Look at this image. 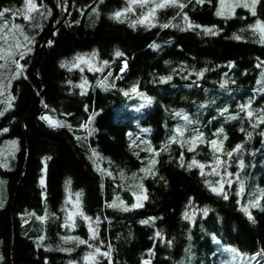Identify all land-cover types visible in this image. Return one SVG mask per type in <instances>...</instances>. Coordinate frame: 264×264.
<instances>
[{"label":"trees","instance_id":"1","mask_svg":"<svg viewBox=\"0 0 264 264\" xmlns=\"http://www.w3.org/2000/svg\"><path fill=\"white\" fill-rule=\"evenodd\" d=\"M94 2L61 0V7H57L56 0H43L52 14L37 21L32 32L34 50L20 62L26 63L23 76L11 84L9 94L15 99L0 116V145L11 141L17 144L10 161H0V264H68L69 260L84 264L85 244L74 246L71 254L58 251L57 239L42 224H25L20 219L28 212L42 216L48 211L62 220L67 196L77 193H82V211L93 220L100 218L97 245L105 251L111 248V260L103 264H144L145 260L150 264H215L216 249L222 244L264 261V211L251 209L253 223L240 210L254 193H264V124L253 129L238 107L252 98L253 110L264 108V92L256 95L253 88L264 67H258L264 64V44L257 42L259 36L252 30L240 32L257 18L264 20V0L257 6V17L240 11L230 21L216 19L217 0L184 9L192 22L215 25L218 35H204L202 29L161 27L164 23H184L172 7L157 10L154 27H130L141 15L138 7L123 23L109 19L113 11L126 6V0H104L98 6L99 18L89 21ZM22 6L23 0H0V11ZM63 18L59 26L57 21ZM234 33L243 39H234ZM49 40L54 43L49 45ZM153 43L159 47H149ZM117 50L123 55L116 56ZM93 52L104 69L99 74H85L89 88L83 93L78 87L80 73L60 64L72 61L77 53L92 57ZM123 62L127 68L119 75ZM230 62L234 66L230 67ZM201 71L203 75H197ZM167 76L172 79L161 81ZM225 80L229 83L221 87ZM133 86L138 92L131 91ZM144 97L154 99L147 103ZM117 106L125 114L114 118ZM5 107V102L0 103V111ZM94 111L98 113L89 137L81 125H89ZM43 114L65 121L71 128L50 127L40 119ZM183 115L194 122L185 131L183 147L172 143L161 151L176 126L185 124ZM193 127L207 139L218 140L220 151L216 155L231 151L236 144L243 145L239 153L245 162L242 172L237 168L238 153L234 152L231 160L221 155L231 171L245 179L242 194L237 195L239 186L233 182L225 190L229 199L224 200L209 189L206 176L202 177L198 168L180 166L181 154L185 165L193 157L206 163L205 173L213 164L210 144L196 142L191 145L194 151H188ZM221 127L227 140L223 134L214 135ZM242 127L245 132L240 131ZM4 128L8 131L3 132ZM146 142L159 156L145 150ZM93 150L98 156H92ZM152 158L159 161L155 178L139 171L149 166ZM140 177H144L148 196L141 209L122 212L106 206L117 197L128 205L135 203L130 188L140 182ZM69 180L71 183L66 184ZM205 208L209 210L207 217L203 215ZM193 211L195 224L184 219V213L191 216ZM150 217L157 218L154 224L141 223ZM76 221V234L88 240L83 221ZM60 223L56 220L50 229L63 233ZM158 230H162V237L155 236ZM41 236L44 240L39 247ZM213 237L219 243H214Z\"/></svg>","mask_w":264,"mask_h":264},{"label":"snow or ice","instance_id":"2","mask_svg":"<svg viewBox=\"0 0 264 264\" xmlns=\"http://www.w3.org/2000/svg\"><path fill=\"white\" fill-rule=\"evenodd\" d=\"M67 0H65V3ZM262 0H219V8L216 10L215 15L217 17L221 16H226L227 18H231V16L235 15V11L237 8H244L247 9L250 13L251 16L257 17V6L261 5ZM100 3H103V0H100ZM205 3L211 4L212 0H126V6L120 10H115L112 12V14L109 16V19L116 20L117 22L123 23L125 19H128V14L135 11V7H145L147 6V11L144 13H141L140 17H138L136 20L132 21L130 24V27H136L137 24H144L148 27H154L155 24L153 21L155 20V13L159 9H164V8H175L177 9V15L182 17L183 24L182 25H173L171 23H164L161 25L163 28H169V27H178L180 28L181 31H187V30H196V29H202L204 35H218L219 30L215 25L208 27V26H203L200 24H196L190 20V17L188 16L187 12L184 11L185 8H187L190 4H195L199 6H203ZM56 6L61 7V0H56ZM43 9V10H42ZM66 10V9H65ZM195 8H193V11ZM92 11L97 14L99 10L97 8H93ZM7 14H10L13 19L16 16H20L23 20L28 21L30 24L34 25V22L36 21L37 17H40L42 19H46L48 16H51L52 10L47 7L46 4L43 3V0H41V3H37V0H23V6L18 7L15 9H11L8 7H5L2 11H0V60L5 61V64L0 65V68H6V67H12V72L11 74L7 77V83H5V78L3 76H0V95H3L4 92L11 87V81L15 79H19L21 76H23L24 68L26 67L25 64H21L19 60H25V58L34 50L35 46V37L34 36H29L25 33V28L21 24L14 23L10 21L7 18ZM246 19V17H243ZM175 19V17H173ZM57 23H60V21H57ZM38 26V25H35ZM248 29L252 30L253 35L258 34L259 39L258 43L264 44V20H261L257 18L254 22V24H250L247 26V29H240V32L243 33L247 31ZM22 38V39H21ZM233 38L236 40H241L243 37L239 34H233ZM49 45L53 44L54 41L49 40L47 42ZM149 47H159L156 44L149 45ZM97 55L96 52L91 53L92 57H95ZM116 56H122L123 53L120 52L119 50L116 51L115 53ZM19 57V60L16 59V57ZM89 54L84 53H77L76 56L73 58L72 61H64L61 62L60 67L65 68L68 67L69 64L72 65V67H79L81 63L87 64L89 67L90 71H96V67L92 63L90 59H88ZM108 62L104 61V64L106 65ZM229 66H234L232 62H230ZM264 66V64L258 65V67ZM127 67V64H125V68ZM123 70V69H122ZM197 75L202 76L203 71L197 73ZM26 78V77H25ZM172 76H167V77H161V81H168L171 80ZM87 81H84L80 85L81 89H83L86 85ZM229 81L225 80L222 84L221 87H224L226 84H228ZM234 83V81H233ZM258 83H260L258 81ZM132 92H138V89L136 86H133L131 89ZM259 91H264V87L259 89ZM125 95H127V92H125ZM142 95V94H141ZM15 99V97L11 96L9 94L7 96V100L5 101L6 107L4 110L0 111V116H3L5 111L8 110V108L12 107L11 101ZM145 101L147 103H151V98L150 97H144ZM252 103L253 100L252 98H249V100L246 103H243L239 105L238 107L240 108L241 112H245L247 117L249 118V122L251 124V127L255 129L261 124H264V108L258 109V110H253L252 109ZM47 107V105H45ZM226 111V110H225ZM177 116H181V113H176ZM230 119H237V116H230ZM41 120H44L46 123L49 124L50 127L53 128H63V127H68L71 128V125L67 124L65 121L54 119L51 116H41ZM182 119L185 121L184 125H177L176 128L174 129V134L170 135L168 141L164 144V146L161 148V151H164L167 149L168 145L172 143H180L181 146L183 147L184 141L183 137L185 135V131L188 129L189 125H192L194 122L189 119L187 115H183ZM255 122H252V121ZM87 125H81V127H86ZM3 132H7L8 129L4 128L2 130ZM144 131H148L145 129ZM241 132H245V129L242 127L240 129ZM192 132L194 135H192L189 138V148L188 151H194V148L191 146L192 144H195L196 142H199L201 144H210L211 146V154H212V160L213 164L211 166V171L208 173V175L212 176H219L220 179L218 181H212L205 179L206 185L210 187L211 191L217 195L222 196L224 200H228L229 196L227 193L224 191V184H231L233 181L231 180V177L233 175H236L240 189L239 193L237 195H240L244 192L245 190V179H241L239 173H231L228 172L226 169L227 167H230V164H228L226 161L221 159V155H226L229 160L233 157V153H238V162H239V168L243 170L245 168V162L242 158H239V153L243 149L242 144H236L234 149L231 151H227L225 153H221V155H216L217 152L220 151V145L218 143L217 139H207L204 135L203 132H200L196 128H192ZM91 131H89V135H91ZM223 134L224 140H227V135L224 133V129L221 127L220 129L217 130L216 133H214L215 136H220ZM248 138L251 139L252 134L250 132L246 133ZM264 135V133H262ZM79 139V137H77ZM10 144L12 145L13 149H15L17 142L16 141H11ZM135 146V145H134ZM146 151H149L150 153H153V157L159 156V152L152 148L150 142H146ZM139 155V153H137ZM92 156L96 157L98 156V153L95 152V150L92 151ZM49 158H46V161ZM180 166L181 167H187L188 170H192L193 167H196L200 170V175L202 177L205 176V168L207 167L206 163L201 162L197 160L195 157L188 163L187 165L184 164V156L181 154L180 156ZM45 161V167L43 171L46 173L47 172V163ZM95 163V161H94ZM159 163V161L156 158H152L149 161V166L141 168L139 171L141 173H144L145 176H150L152 178H155L158 175V172L155 168V166ZM98 167V166H97ZM224 167L225 171L223 174L221 173V168ZM98 170H100L98 168ZM103 172V170H102ZM108 175H111V172L107 173ZM227 176L228 179L225 180L224 177ZM121 178L123 179V173L121 174ZM137 174H133V180H136ZM161 180L164 179V177H159ZM140 182L138 184H133L132 187L130 188V191H132L133 196L135 197L136 202L128 205L125 201L120 199L119 197L116 198L115 201H113L110 204H107V207H110L114 210L117 211H122V212H129L132 211L133 209L136 208H141L143 207L142 201L147 200L148 196L145 194H137L136 190L137 188L142 189L144 192L147 190L144 188L143 184V179L144 177H140ZM0 183H3L0 181ZM71 181H67L66 184H70ZM41 186L45 185V180L41 178L40 180ZM218 185V186H214ZM82 195V193H77V200L75 202L74 208L71 210L67 211V215L65 217V223L64 227H73L75 228L77 226V221L76 218L77 216L81 217L83 221L87 222L88 226V231L90 233V240H85L82 239L78 236H66L64 239L67 240H72L78 242L77 246L79 245H84L86 244L90 251H87L84 253L82 260L85 262V264H103L104 261H109L111 260V248L109 246L108 251L102 250V246H98L95 243H92L90 241H96L98 240L99 237V232H98V227L100 224V218L96 217L95 220H93L92 217L86 215L82 211V206L81 202L79 200V197ZM261 200H264V193H260L257 195L256 193L253 194L251 198L248 200L247 206H244L241 204L240 210L246 215L247 219L253 223H255V217L252 214L251 209L253 208H259L261 211H264V206L261 205ZM71 202V196H69V201ZM237 203H240V201H237ZM0 207H3V203L0 202ZM209 214V210L207 208L203 209V215L207 217ZM196 215L195 211L191 213V216L189 213H184V219L185 220H190L193 224L196 223V221L193 219V217ZM40 219H45V217H40ZM157 218L156 217H150L149 219L142 220V224H150L155 222ZM163 233L162 230H158L155 232L156 237H162ZM191 239V237H189ZM40 241L44 240V237L41 236L39 237ZM169 244L172 243L171 240L168 241ZM102 245V242H101ZM51 250V249H49ZM58 251L62 252H68L71 254L72 251L75 249H68V248H59L57 249ZM233 253L236 252L235 249L231 250ZM262 254H264V250H262ZM150 255H151V250H150ZM2 259V257H0ZM68 264H78L77 261L75 260H69ZM144 264H150V260H145Z\"/></svg>","mask_w":264,"mask_h":264},{"label":"rangeland","instance_id":"3","mask_svg":"<svg viewBox=\"0 0 264 264\" xmlns=\"http://www.w3.org/2000/svg\"><path fill=\"white\" fill-rule=\"evenodd\" d=\"M104 1V0H103ZM100 4H102V3H100V0H95V2H94V5H93V7H92V9L93 8H97L98 10H99V8H98V6L100 5ZM136 7H138L139 8V10L141 11V13H144V12H146L147 11V6H145V7H139V6H136ZM135 7V8H136ZM219 8V0H217V5H216V10ZM11 9H15V8H11ZM92 9H91V11L89 12V14H88V19H89V21H93L94 20V18H95V16H97V14L96 13H94L93 11H92ZM43 10V9H42ZM244 12V13H247V15L248 16H251V13L247 10V9H244V8H237L236 9V11H235V15L234 16H231V18H227V15L226 16H221V17H217L216 15H215V17H216V19L217 20H224V21H230V20H234V19H236L239 15V12ZM216 12V11H215ZM99 13V12H98ZM132 14H134L135 13V11H133V12H131ZM243 15V14H242ZM7 18L10 20V21H12V22H14V23H17V24H21V25H23L24 26V28H25V33L27 34V35H29V36H32L33 34H32V32L35 30V28L37 27V26H35V25H37V21L38 20H40L41 18L40 17H37V19H36V21L34 22V25L33 24H30L28 21H25V20H23L20 16H16L14 19H13V17L10 15V14H7ZM153 23H154V21H153ZM22 39V38H21ZM16 59H18L19 60V57L17 56L16 57ZM88 59H90L91 61H92V63L94 64V66L96 67V69H98V70H96V71H90L89 70V67H88V65L87 64H84V63H81L80 65H79V67H72V65L70 64L69 65V68L70 69H72V70H75V71H77V72H79L80 74H79V76L81 77V80L79 81V83H78V87L80 88V90H81V92H83V93H85L87 90H88V88H89V85H88V82L86 83V85H85V87L83 88V89H81V87H80V85L82 84V83H84V81H87L86 79H85V74H99V73H101L102 72V70L104 69V66L103 65H100L99 66V64H98V62H97V60L94 58V57H88ZM19 62H21V60H19ZM3 64H5V61H3V60H0V65H3ZM12 67H6V68H0V76H3L4 78H5V83H7V77L11 74V72H12ZM123 72V70H121V73ZM22 77V76H21ZM20 77V78H21ZM19 78V79H20ZM15 80H17V79H15ZM258 81L260 82V83H258ZM12 82H13V80L11 81V84H12ZM262 87H264V67L261 69V71L259 72V74H258V76H257V78H256V80H255V82H254V85H253V88H254V90H255V94L256 95H259V94H261V93H263L264 91H259V89H261ZM11 88V87H10ZM10 88H8L5 92H4V94L3 95H0V103H4L6 100H7V96L9 95V91H10ZM2 96H3V98H2ZM151 98V102L153 101V99H154V97H150ZM4 101V102H3ZM14 100H12L11 101V103L13 102ZM124 109L120 106H117V107H115L114 108V115H113V117L115 118V117H118V116H120L121 114H125V112L123 111ZM97 111H94V113H93V116H92V119H91V121H90V123H89V125L85 128V130H86V133H87V136H91V135H89V131H91V133L94 131V124H93V122H94V118L96 117V115H97ZM16 152V147H15V149H13V147H12V145L10 144V142H6V143H4V144H2V145H0V161H2V160H6V161H10V158L14 155V153ZM227 163H228V161H226ZM229 164V163H228ZM237 168L239 169V171L240 172H242L243 170H241L240 168H239V164H238V166H237ZM0 170H3V167L0 165ZM228 172H231V173H233L232 171H231V169H230V167H227V169H226ZM208 172H206L205 173V176H206V179H208V180H212V181H218L219 179H220V177L219 176H212V175H208V173L211 171V167H210V169H208L207 170ZM225 171V169H224V167H222L221 168V173L223 174V172ZM224 179L225 180H227L228 179V177L227 176H225L224 177ZM0 180H2V176H0ZM231 180L233 181V182H236L237 184H238V186H239V189H240V185H239V181H238V179H237V177L236 176H232L231 177ZM232 185V183L229 185V184H224V191L226 190V189H228V188H230V186ZM214 186H218V185H214ZM209 189H210V187H209ZM211 190V189H210ZM0 193H1V190H0ZM137 194H145V192L142 190V189H138V193ZM215 194V193H214ZM217 195V194H216ZM69 196L70 195H68L67 196V198H66V200H65V203H64V205H63V209H62V211H63V216H62V220H61V218H59V216H53V215H51V213H49L47 210H48V207L46 206V211L47 212H45L42 216H38V215H34L33 213H30V212H28L27 214H25V215H21L20 216V219H22L23 221H26V223L25 224H29V223H31V224H33V225H36L34 222H38V223H40V224H42V226L45 228V230L49 233V232H51V236L52 237H55V239H57V244H58V248H61V247H63V248H68V249H72L74 246H77V244H78V242H76V241H72V240H65L64 239V237H66V236H73V237H75V236H78V237H80L78 234H76V229L75 228H73V227H67V228H65L64 227V223H65V217H66V215H67V211L68 210H71V209H73L74 208V205H75V202H76V200H77V196H75V197H71V202H68L69 201ZM135 199V198H134ZM135 202H136V200H135ZM144 201H142V203H143ZM142 208V207H141ZM141 208H136V209H141ZM133 210H135V209H133ZM132 210V211H133ZM245 215V214H244ZM40 217H45V219H40ZM245 217H246V215H245ZM77 219H80V220H82V218L81 217H79V216H77V218H76V220ZM56 220H59V223H60V221H61V223H60V226H61V231L63 232V233H59L58 232V230H56V231H54V230H52V229H50V227L51 226H53V224L56 222ZM83 221V220H82ZM83 223H84V226H85V228H86V230H87V236L89 237V239L88 240H90V233H89V231H88V226H87V222H85V221H83ZM100 225V224H99ZM30 228H33L34 229V227H30ZM44 237V236H43ZM81 238V237H80ZM83 239V238H82ZM98 239H99V237H98ZM97 241L98 240H96V241H90V242H92V243H95V244H97ZM212 241L214 242V243H219V239L217 238V237H213V239H212ZM38 246L40 247V246H42V241H40L39 239H38ZM79 246H82V245H79ZM85 248H86V252L87 251H90V249L88 248V246L85 244ZM232 249H235V248H233V247H229V246H226V245H220L217 249H216V251H218V262L217 263H215V264H264V261L261 259V258H257V257H255V256H252V255H249V254H245V253H242V252H240V251H238V250H236V252L235 253H233L231 250ZM102 250H104L103 248H102ZM105 251V250H104ZM84 262V261H83ZM84 264H85V262H84Z\"/></svg>","mask_w":264,"mask_h":264},{"label":"water","instance_id":"4","mask_svg":"<svg viewBox=\"0 0 264 264\" xmlns=\"http://www.w3.org/2000/svg\"><path fill=\"white\" fill-rule=\"evenodd\" d=\"M65 15H66V12L64 14V18H65ZM64 18L60 21L59 26L63 24Z\"/></svg>","mask_w":264,"mask_h":264}]
</instances>
